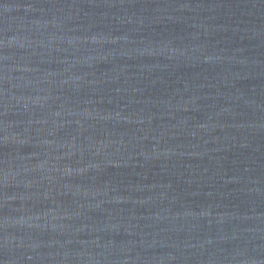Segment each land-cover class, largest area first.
I'll return each mask as SVG.
<instances>
[{
	"label": "water",
	"instance_id": "1",
	"mask_svg": "<svg viewBox=\"0 0 264 264\" xmlns=\"http://www.w3.org/2000/svg\"><path fill=\"white\" fill-rule=\"evenodd\" d=\"M0 264H264V0H0Z\"/></svg>",
	"mask_w": 264,
	"mask_h": 264
}]
</instances>
